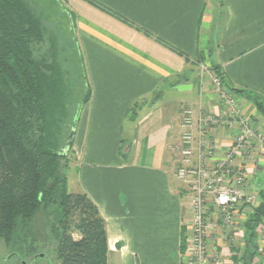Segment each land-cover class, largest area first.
Masks as SVG:
<instances>
[{"label": "crops", "instance_id": "crops-1", "mask_svg": "<svg viewBox=\"0 0 264 264\" xmlns=\"http://www.w3.org/2000/svg\"><path fill=\"white\" fill-rule=\"evenodd\" d=\"M59 1L91 88L73 134L68 185L87 193L105 220L107 264H182L190 213L173 150L182 112L222 109L204 64L222 72L264 130V116L236 92L264 98V0ZM233 134L214 136L219 153ZM237 164L248 172L247 192L259 191L264 148ZM231 247L220 240L223 264H232Z\"/></svg>", "mask_w": 264, "mask_h": 264}, {"label": "trees", "instance_id": "trees-1", "mask_svg": "<svg viewBox=\"0 0 264 264\" xmlns=\"http://www.w3.org/2000/svg\"><path fill=\"white\" fill-rule=\"evenodd\" d=\"M57 37L29 0H0V241L11 256L34 254L42 212L56 264H107L105 220L87 193L69 191L67 175L69 135L91 88L75 39L79 55ZM236 92L264 116V98ZM262 221L264 185L244 222L243 264L258 253Z\"/></svg>", "mask_w": 264, "mask_h": 264}, {"label": "built area", "instance_id": "built-area-1", "mask_svg": "<svg viewBox=\"0 0 264 264\" xmlns=\"http://www.w3.org/2000/svg\"><path fill=\"white\" fill-rule=\"evenodd\" d=\"M218 97L222 109L215 113L191 109L182 112L178 143L176 176L185 188L190 218L181 237L182 264H223L220 240L232 247V264H243L244 222L251 206L258 201V191L247 192L248 172L237 164L249 162L256 148H264V130L253 123L226 86L222 72L201 65ZM234 132L223 152L219 153L214 136ZM242 219V238L237 220ZM258 253L252 264H264V221L256 227ZM215 235L213 245L210 238Z\"/></svg>", "mask_w": 264, "mask_h": 264}, {"label": "rangeland", "instance_id": "rangeland-1", "mask_svg": "<svg viewBox=\"0 0 264 264\" xmlns=\"http://www.w3.org/2000/svg\"><path fill=\"white\" fill-rule=\"evenodd\" d=\"M29 1L39 12L42 13L48 32L51 31V34L56 33V36H58L57 38L60 40L62 37L64 40L67 39L71 50H74L73 52H76L77 55H79V53L76 51L77 48L74 45L75 38L72 31L69 29L68 16L64 9V5L59 0ZM71 39H73V41ZM77 126L78 121L76 123L74 122L73 129L76 130ZM70 190H73L72 185L69 186V191ZM33 225L38 239V250L35 251L34 254L32 253V255H28L26 257L23 253V257L11 256L10 250H8L0 241V264H56L54 252L55 242L48 233L42 212H38L36 214Z\"/></svg>", "mask_w": 264, "mask_h": 264}, {"label": "water", "instance_id": "water-1", "mask_svg": "<svg viewBox=\"0 0 264 264\" xmlns=\"http://www.w3.org/2000/svg\"><path fill=\"white\" fill-rule=\"evenodd\" d=\"M73 134H74V129L72 128L69 137L72 138L73 137Z\"/></svg>", "mask_w": 264, "mask_h": 264}]
</instances>
